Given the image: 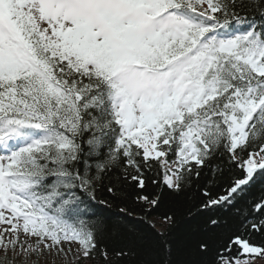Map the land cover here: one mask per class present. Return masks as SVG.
Returning a JSON list of instances; mask_svg holds the SVG:
<instances>
[{
  "label": "snow or ice",
  "instance_id": "1",
  "mask_svg": "<svg viewBox=\"0 0 264 264\" xmlns=\"http://www.w3.org/2000/svg\"><path fill=\"white\" fill-rule=\"evenodd\" d=\"M221 152L243 176L214 193ZM261 175L264 0H0V264H177L139 226L193 186L180 264H254L264 196L236 205Z\"/></svg>",
  "mask_w": 264,
  "mask_h": 264
},
{
  "label": "trees",
  "instance_id": "2",
  "mask_svg": "<svg viewBox=\"0 0 264 264\" xmlns=\"http://www.w3.org/2000/svg\"><path fill=\"white\" fill-rule=\"evenodd\" d=\"M244 3L247 6L249 0H244ZM210 163L213 169H215V171L210 174L214 177V183L211 185L214 193H222L235 179L243 176L241 169L228 160L227 153H218ZM207 171L206 168L205 172L207 173ZM154 174L155 173H149V175ZM206 179L207 177H202L200 184H204ZM261 196H264V175L257 176L254 183L246 189L244 197L237 202L236 207L246 209L251 201L258 200ZM200 199L201 191L197 186H193L179 197L166 196L157 213L153 217L148 218L149 220L156 221L155 231L148 229L146 225L139 226L144 232V238L141 241L142 248L154 249L158 247L160 241L156 236V232L168 230V239L172 243L175 253L173 259L177 261V264L189 259L191 244L193 240L201 234L205 219L203 216L192 215ZM127 206L133 209L134 215L137 217L140 216L139 209L132 203L131 199L127 201ZM163 212H169L175 216V223L170 229L167 225L160 222L159 215ZM221 214L225 215L228 220L225 231H236L239 228L240 219L234 215V210L222 212ZM249 238L253 244H264V233L253 232ZM0 259H2V254H0ZM21 261L22 260H17V263ZM89 264H97V262L90 261Z\"/></svg>",
  "mask_w": 264,
  "mask_h": 264
},
{
  "label": "rangeland",
  "instance_id": "3",
  "mask_svg": "<svg viewBox=\"0 0 264 264\" xmlns=\"http://www.w3.org/2000/svg\"><path fill=\"white\" fill-rule=\"evenodd\" d=\"M31 259L34 260L35 257ZM16 264H21V262L17 263L16 261ZM40 264H64V260L62 257L45 255V257L41 258ZM254 264H264V258L255 259Z\"/></svg>",
  "mask_w": 264,
  "mask_h": 264
}]
</instances>
